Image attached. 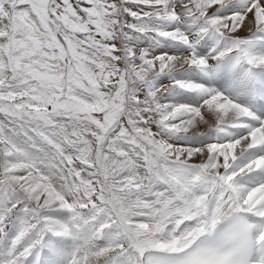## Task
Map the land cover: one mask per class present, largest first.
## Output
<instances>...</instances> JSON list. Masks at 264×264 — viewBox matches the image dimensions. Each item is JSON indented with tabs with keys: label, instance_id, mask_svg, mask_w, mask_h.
<instances>
[{
	"label": "snow or ice",
	"instance_id": "snow-or-ice-1",
	"mask_svg": "<svg viewBox=\"0 0 264 264\" xmlns=\"http://www.w3.org/2000/svg\"><path fill=\"white\" fill-rule=\"evenodd\" d=\"M0 264H264V0H0Z\"/></svg>",
	"mask_w": 264,
	"mask_h": 264
}]
</instances>
